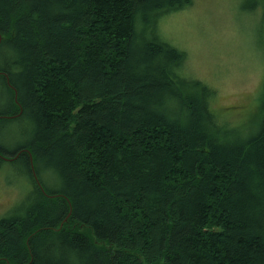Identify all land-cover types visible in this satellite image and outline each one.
<instances>
[{
    "label": "trees",
    "instance_id": "1",
    "mask_svg": "<svg viewBox=\"0 0 264 264\" xmlns=\"http://www.w3.org/2000/svg\"><path fill=\"white\" fill-rule=\"evenodd\" d=\"M190 2L0 0V167L38 174L0 264H264V101L218 122L156 30Z\"/></svg>",
    "mask_w": 264,
    "mask_h": 264
},
{
    "label": "rangeland",
    "instance_id": "2",
    "mask_svg": "<svg viewBox=\"0 0 264 264\" xmlns=\"http://www.w3.org/2000/svg\"><path fill=\"white\" fill-rule=\"evenodd\" d=\"M157 21L160 37L183 52L182 73L213 91L218 122L224 128L255 127L264 101V0H191ZM28 126L14 121L1 141L10 144ZM30 170L37 179L34 164ZM30 176L16 161L3 162L0 215L30 189Z\"/></svg>",
    "mask_w": 264,
    "mask_h": 264
},
{
    "label": "bare ground",
    "instance_id": "3",
    "mask_svg": "<svg viewBox=\"0 0 264 264\" xmlns=\"http://www.w3.org/2000/svg\"><path fill=\"white\" fill-rule=\"evenodd\" d=\"M190 1V0H189ZM248 2V1H247ZM251 10V9H250ZM97 22V21H96ZM117 28V27H116ZM142 31V30H141ZM140 33V32H139ZM147 35V34H146ZM119 38V37H118ZM122 38H124V37H122ZM120 39V38H119ZM158 43V42H157ZM6 77V76H5ZM98 79V78H97ZM13 88V87H12ZM16 104V103H15ZM20 108V107H19ZM17 116V115H16ZM110 130V129H109ZM38 137V136H37ZM207 149V148H206ZM109 153V152H108ZM5 156V155H4ZM108 156V155H107ZM3 159V158H2ZM143 163V162H142ZM167 168V167H166ZM145 170V169H144ZM119 171V170H118ZM150 174V173H149ZM84 177V176H83ZM35 178V177H34ZM39 185V184H38ZM45 187V186H44ZM61 196V195H60ZM52 197V196H51ZM16 212V211H15ZM13 216V215H12ZM62 218V217H61ZM69 223V222H68ZM70 224V223H69ZM77 224V223H76ZM62 226H64V225H62ZM52 230H53V228H52ZM179 247V246H178Z\"/></svg>",
    "mask_w": 264,
    "mask_h": 264
}]
</instances>
